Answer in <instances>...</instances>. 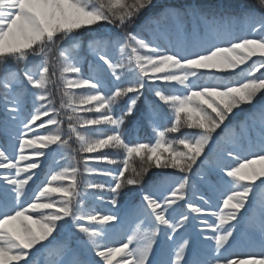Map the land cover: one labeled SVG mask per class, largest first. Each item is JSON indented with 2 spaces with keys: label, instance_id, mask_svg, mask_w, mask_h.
Listing matches in <instances>:
<instances>
[{
  "label": "snow or ice",
  "instance_id": "snow-or-ice-1",
  "mask_svg": "<svg viewBox=\"0 0 264 264\" xmlns=\"http://www.w3.org/2000/svg\"><path fill=\"white\" fill-rule=\"evenodd\" d=\"M254 2L259 12L231 0H0V264H264ZM140 122L152 141L129 137ZM92 176L107 180L81 179Z\"/></svg>",
  "mask_w": 264,
  "mask_h": 264
},
{
  "label": "trees",
  "instance_id": "trees-1",
  "mask_svg": "<svg viewBox=\"0 0 264 264\" xmlns=\"http://www.w3.org/2000/svg\"><path fill=\"white\" fill-rule=\"evenodd\" d=\"M173 0H156V3H157V8L159 9L160 7L166 5V4H169V3H172ZM202 2H206V3H218L220 2V0H202ZM227 2V0H226ZM231 2L233 3H237V4H240V3H243L245 4L247 7L249 8H253V9H256L257 12H259L260 10L256 7L255 5V2L254 0H231ZM154 11H156L154 9ZM147 20V17L144 18V20L142 21L141 24H144ZM202 31V29H201ZM147 35V34H146ZM89 59H91V57H88ZM10 67L12 68H17L18 66L17 65H10ZM84 67V71L85 73H87V70H88V65L87 63H85L83 65ZM52 94H53V97L56 99V106L59 107V99H58V95H57V91L55 88L52 89ZM147 95V99L149 101H154V97H152L151 94H146ZM141 107H143V101H141ZM163 111L165 112L166 115H170L168 112H167V109L164 108L162 105H161ZM247 111H251L250 107H247L246 106V112L245 113H241L240 117H238V119H243V117L246 115ZM91 115V114H89ZM63 119V117H61ZM3 119V108H2V105H0V120ZM226 123H228L226 121ZM236 121H233V124H235ZM128 127H130L129 124H127ZM257 125H258V117H257ZM223 127V126H222ZM64 130H65V133H67V121L65 120V123H64ZM42 132L45 131L44 129L41 130ZM184 131H192V130H184ZM220 132V130H218V133ZM130 134H133V137L135 139H141V140H144L146 142H150L153 140V133L151 131V128L146 124V123H143V122H140L137 124L136 128L132 131H130ZM182 133L180 134H177V135H182ZM131 139H134L130 136ZM0 143H4V139L2 136H0ZM70 148L69 149H66V151H71L72 149H78V144L76 143L75 139L73 138L70 142ZM211 148L213 149L212 152H208V150L206 151V155H208L210 158H213L214 155H215V151H216V146L215 145H211ZM108 152V151H107ZM110 155H117L115 152H111L109 151L108 152ZM203 159V157H202ZM65 163H68V161H61V164H65ZM231 163H235V161H232ZM52 164V159L51 157H46V158H43L42 159V162H41V168L40 169H37L36 171L39 173L38 177L36 178L35 180V183L32 184V190L35 191L36 187L39 186V184H41L45 177H46V174L48 173L49 171V166ZM93 166H96V167H100V168H114L115 166L113 165H107V164H104V163H100V164H95ZM81 168H82V165H81ZM82 181H94L96 183H104L107 178L105 177H100V176H92V177H82L81 178ZM155 179V177H154ZM80 188H81V191H91L89 189H86L85 187V184L82 182L81 185H80ZM139 191V189H134L133 192H137ZM201 193L205 195V197L207 198L209 195H212L210 192H208L207 190L205 189H201ZM102 195H107V192L105 191L104 193H102ZM135 198V197H134ZM134 198L133 197H125V198H121V201L120 203L121 204H129V203H132L134 201ZM195 202L196 203H202L199 199H196L194 198ZM95 205H97V210L101 211V212H104V211H108L111 208L110 205H108L106 202H101V201H95L93 202ZM76 237H78L77 234L73 233L71 235V239L73 242H75L77 239ZM60 239H65V238H68V233H65L63 234V236L59 237Z\"/></svg>",
  "mask_w": 264,
  "mask_h": 264
},
{
  "label": "rangeland",
  "instance_id": "rangeland-1",
  "mask_svg": "<svg viewBox=\"0 0 264 264\" xmlns=\"http://www.w3.org/2000/svg\"><path fill=\"white\" fill-rule=\"evenodd\" d=\"M144 20V18H142V20H140V21H138V24H141L142 23V21ZM107 27H109V26H106V28ZM111 31H112V33L113 34H120L119 32H118V30H116V29H111ZM14 65V64H13ZM125 129L126 130H128L129 129V127H128V125L126 124L125 125ZM210 147H211V145H210ZM105 151H111V152H113L112 150H105ZM206 151H207V149H206ZM113 155V154H112ZM157 170L156 169H153L150 173H149V176L151 177V176H153V173H155ZM170 171V170H169ZM153 179H154V177H153ZM146 180H147V178H146ZM134 190V189H133ZM132 190V191H133ZM137 192H139V191H137ZM121 198H125V197H121ZM138 200V202H139V198L137 199ZM96 207V206H95ZM116 211V210H115ZM131 223V220H128V221H126V223H125V227L127 228V226H128V224H130ZM76 239H78V237H76Z\"/></svg>",
  "mask_w": 264,
  "mask_h": 264
}]
</instances>
